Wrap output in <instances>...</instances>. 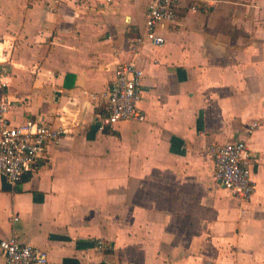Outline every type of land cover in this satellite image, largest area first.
Listing matches in <instances>:
<instances>
[{
    "label": "crops",
    "instance_id": "crops-1",
    "mask_svg": "<svg viewBox=\"0 0 264 264\" xmlns=\"http://www.w3.org/2000/svg\"><path fill=\"white\" fill-rule=\"evenodd\" d=\"M151 2L0 0L9 122L65 129L35 172L0 174V240L46 264H264V0H189L134 51ZM128 61L145 120L100 128L89 93ZM231 140L254 159L248 202L213 179L207 148Z\"/></svg>",
    "mask_w": 264,
    "mask_h": 264
},
{
    "label": "built area",
    "instance_id": "built-area-1",
    "mask_svg": "<svg viewBox=\"0 0 264 264\" xmlns=\"http://www.w3.org/2000/svg\"><path fill=\"white\" fill-rule=\"evenodd\" d=\"M58 0H54L56 3ZM108 2L109 0H105ZM189 0H152L145 11V33L131 41V48L137 51L143 38L152 45L164 43L163 36L156 32V26L172 22L176 8ZM192 4L190 10H196ZM143 71L134 62H122L114 70L111 82L101 91L89 93L101 107L99 126H112L120 121H144L145 114L139 107L141 100L140 81ZM7 80L0 74V86ZM9 101L0 98V174L14 184L28 174L35 172L45 159L47 145L64 133V127H53L43 119L25 120L12 125L7 117ZM253 123L250 129L257 127ZM207 153L214 163L213 179L235 198L250 201L255 188L252 179L254 159L243 140H231L222 144H210ZM16 221L17 218H12ZM100 251L109 249L103 240L95 242ZM0 250L5 256V264H46L47 253L32 245L20 243L15 236L0 240ZM237 264V263H233Z\"/></svg>",
    "mask_w": 264,
    "mask_h": 264
}]
</instances>
